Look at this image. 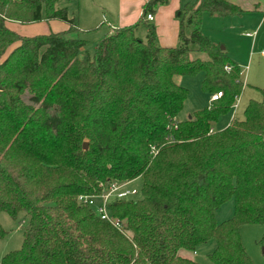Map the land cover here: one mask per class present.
Listing matches in <instances>:
<instances>
[{
    "label": "trees",
    "instance_id": "trees-1",
    "mask_svg": "<svg viewBox=\"0 0 264 264\" xmlns=\"http://www.w3.org/2000/svg\"><path fill=\"white\" fill-rule=\"evenodd\" d=\"M60 1L0 0V213L28 215L22 247L1 264H199L180 251L211 239L214 264H254L240 227L264 224V100L214 127L245 83L241 66L201 29L203 14L244 9L188 2L176 12L178 44L163 47L146 14L170 0H149L136 24L82 55L87 41ZM52 20L69 27L33 37L8 27ZM200 73L202 89L221 96L179 120L189 90L176 76ZM137 178L140 198L109 204L121 229L79 201ZM231 199L234 214L219 223L215 213ZM6 234L0 224V241Z\"/></svg>",
    "mask_w": 264,
    "mask_h": 264
},
{
    "label": "rangeland",
    "instance_id": "rangeland-1",
    "mask_svg": "<svg viewBox=\"0 0 264 264\" xmlns=\"http://www.w3.org/2000/svg\"><path fill=\"white\" fill-rule=\"evenodd\" d=\"M193 1V0H190ZM244 2V12L232 16L221 17L219 15L203 14L201 18V29L211 41L224 47L229 56L236 61L242 69V80L244 81V89L236 100V106L232 107L230 112L222 115L219 120L214 124L216 129H223L227 126L233 118L243 119L245 117V109L251 100L262 101L264 92V2L262 3V11L250 9L251 4ZM59 5L67 7L69 13L73 16L72 8L73 2L61 0ZM78 26L81 20V14L76 12ZM58 25L64 26L60 22H37L30 24L10 23L9 28L17 31L23 36L33 37L38 35H48L51 32L64 31L58 28ZM83 29V28H82ZM146 28L142 25L137 35L145 39ZM101 28L92 30L79 31L78 36L87 41L81 54L89 53L93 55L97 43L103 39L101 36ZM250 35V36H249ZM19 45L13 44L7 51L6 55L11 50ZM192 57H199L206 60L208 56L201 52H192ZM177 82L189 90V95L184 102L183 108L178 115L179 120H185L191 113L196 110L202 109L209 105L211 102V95L204 91L201 87L203 74L200 73L196 76H176ZM23 100L27 104L39 106L31 100L29 93H25ZM142 179L137 178L127 184V188H137L138 194L133 199L140 198ZM99 198L95 202H99ZM234 200L231 199L223 204L216 211L215 216L219 223L232 218L234 214ZM0 224L7 234L0 241V264L5 254L20 249L23 245V227L27 223L28 215L21 212L16 218H13L7 212L0 213ZM240 234L244 248L249 254L254 264H264V248L261 246L260 241L264 238V224H244L240 227ZM216 247V240L211 239L207 243L199 246L195 252L182 250L184 257H188L197 261L199 264H214L209 259V254Z\"/></svg>",
    "mask_w": 264,
    "mask_h": 264
},
{
    "label": "crops",
    "instance_id": "crops-1",
    "mask_svg": "<svg viewBox=\"0 0 264 264\" xmlns=\"http://www.w3.org/2000/svg\"><path fill=\"white\" fill-rule=\"evenodd\" d=\"M67 1L73 2L72 14L76 18V23H78L76 12H79V14L82 15L79 24L82 26L83 29L80 28L77 24L80 31L82 30L87 31V30L101 28L102 30L101 36H106L108 34H112L119 28L136 24L140 20V18H142L141 16L144 10V6L149 0H67ZM195 1L196 0L193 1L170 0L168 4L161 5L158 7L156 13L154 14V20L152 21V24L156 27V33H158L157 41L159 45L163 47H173L178 44L180 24L178 18L176 17V12L182 5L187 4L188 2H195ZM228 1L240 5L242 8L244 2L250 1L249 3L251 4L250 9H255L256 11L257 9L262 11V3L264 2V0H228ZM49 22L54 23L60 21L52 20ZM10 23H18V22H8V26ZM63 24H65V27L58 25V28H61V30L68 29L69 26L66 23ZM141 26L142 25H140L139 28ZM145 31L147 32V30ZM182 253L183 252H181L180 255H182Z\"/></svg>",
    "mask_w": 264,
    "mask_h": 264
},
{
    "label": "built area",
    "instance_id": "built-area-1",
    "mask_svg": "<svg viewBox=\"0 0 264 264\" xmlns=\"http://www.w3.org/2000/svg\"><path fill=\"white\" fill-rule=\"evenodd\" d=\"M146 20L149 22H152L154 20V14L149 12L146 14ZM221 96V92L216 93L211 96V100L217 99ZM236 105H234L235 107ZM176 126V125H175ZM153 152L156 153L157 149L153 148ZM126 183H117L113 182L106 188L105 192L98 196H90V195H80L79 196V201L84 204H88L91 206H95L97 213L100 215L101 218L107 220L117 228H122L121 224L119 223L118 220L113 218V216L110 214L109 210V204L112 201L115 200H128V199H133L135 195L138 194L137 188L129 189L127 188ZM99 198V202H95L96 199Z\"/></svg>",
    "mask_w": 264,
    "mask_h": 264
},
{
    "label": "water",
    "instance_id": "water-1",
    "mask_svg": "<svg viewBox=\"0 0 264 264\" xmlns=\"http://www.w3.org/2000/svg\"><path fill=\"white\" fill-rule=\"evenodd\" d=\"M222 48H224V47H222ZM190 117H191V116H189V118H190ZM87 145H88L87 142H85V143H84V148H87Z\"/></svg>",
    "mask_w": 264,
    "mask_h": 264
}]
</instances>
